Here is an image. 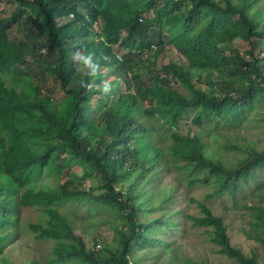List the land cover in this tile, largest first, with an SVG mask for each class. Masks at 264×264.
I'll return each mask as SVG.
<instances>
[{"label":"trees","instance_id":"1","mask_svg":"<svg viewBox=\"0 0 264 264\" xmlns=\"http://www.w3.org/2000/svg\"><path fill=\"white\" fill-rule=\"evenodd\" d=\"M263 46L264 0H0V258L23 225L53 244L48 264H140L135 250L165 244L183 212L174 190L141 205L150 201L135 187L167 167L209 185L211 197L244 196L245 234L264 245V150L230 143L242 153L230 164L203 131H180L187 119L237 129L262 114ZM167 49L185 64L159 61ZM76 52L93 54L95 77ZM93 178L97 192L84 186ZM83 202L89 214L120 217L115 245L87 248L76 232ZM27 208L37 218L23 223ZM197 208L189 218L223 255L258 264L232 244L222 217Z\"/></svg>","mask_w":264,"mask_h":264},{"label":"rangeland","instance_id":"2","mask_svg":"<svg viewBox=\"0 0 264 264\" xmlns=\"http://www.w3.org/2000/svg\"><path fill=\"white\" fill-rule=\"evenodd\" d=\"M14 36L19 37L22 33L14 32ZM234 46L240 49H246L243 42L235 41ZM264 52V46L261 53ZM161 62H180L185 64L184 58L173 49H167L160 57ZM60 98L59 94L56 95ZM262 114L250 113L248 119L240 123L237 129H226L219 124L207 121L202 127H196L183 121L180 125L182 134L193 137L195 134L203 131L202 139L207 143V148L214 152L215 157L222 159L227 163H234L242 153L230 148V143H239L249 145L259 150H264V108ZM188 123V124H186ZM98 180H84L86 188L95 187ZM126 186V185H123ZM119 187V186H118ZM121 187V185H120ZM139 189L140 197L149 200L148 204H141L143 208H149L156 204L159 198H162L165 190H174L175 210L183 211L175 215L177 225L172 226L165 236V244L158 245L157 248L135 250L132 258L137 259L140 264H185L186 261L198 262L204 264H238L236 261L223 255L220 248L210 241L211 231L206 228L194 226L189 216H200L197 203L206 204L215 215L224 219L228 226V232L232 244L243 251L247 257H256L258 264H264V245L256 240L249 239L245 231L248 230L249 217L244 210L238 206L244 204V196L236 199L235 203L232 197L223 193L220 196L211 197L213 189L209 185L198 183L190 184L179 169L167 167V171L161 174L157 182H142L136 186ZM134 193H136L134 189ZM248 193H245V195ZM80 218L76 220V232L80 234L87 243V248H97V245L104 244L115 245L116 236L114 226L119 222L118 217H111L109 214H89L87 212V202H83ZM148 205V206H147ZM110 211H115L112 209ZM37 215L31 209L22 211V222L34 221ZM171 250L164 249L165 247ZM109 246V245H108ZM100 248V249H102ZM53 249L51 242H41L34 239L29 233L27 227H21L20 236L14 240L6 249L0 258L6 259L10 264H29L30 261H39V264H48V257Z\"/></svg>","mask_w":264,"mask_h":264},{"label":"clouds","instance_id":"3","mask_svg":"<svg viewBox=\"0 0 264 264\" xmlns=\"http://www.w3.org/2000/svg\"><path fill=\"white\" fill-rule=\"evenodd\" d=\"M73 57L75 60H78L80 62L79 67L85 69L89 77H95L99 66L91 52H88L86 54L76 52L73 53ZM98 87L100 88L101 92H108L109 90V85L106 82H102ZM98 249H100V245H97V250Z\"/></svg>","mask_w":264,"mask_h":264}]
</instances>
